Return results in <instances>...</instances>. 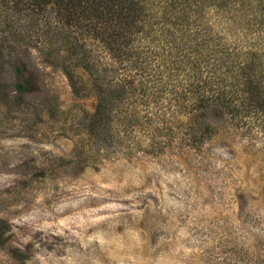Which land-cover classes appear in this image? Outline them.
<instances>
[{"label": "rangeland", "instance_id": "374dc122", "mask_svg": "<svg viewBox=\"0 0 264 264\" xmlns=\"http://www.w3.org/2000/svg\"><path fill=\"white\" fill-rule=\"evenodd\" d=\"M15 1L0 0V264H264L261 135L223 125L195 149L141 130L100 150L93 77L72 64L76 93L68 51Z\"/></svg>", "mask_w": 264, "mask_h": 264}, {"label": "trees", "instance_id": "16d2710c", "mask_svg": "<svg viewBox=\"0 0 264 264\" xmlns=\"http://www.w3.org/2000/svg\"><path fill=\"white\" fill-rule=\"evenodd\" d=\"M15 2L54 30L76 93L73 66L93 77L98 104L88 117L100 150L141 130L154 146L178 129L196 149L223 125L264 139V0ZM14 69L24 92L23 64Z\"/></svg>", "mask_w": 264, "mask_h": 264}]
</instances>
